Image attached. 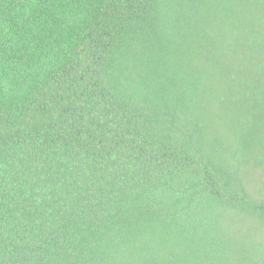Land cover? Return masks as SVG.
Returning a JSON list of instances; mask_svg holds the SVG:
<instances>
[{
    "label": "trees",
    "instance_id": "1",
    "mask_svg": "<svg viewBox=\"0 0 264 264\" xmlns=\"http://www.w3.org/2000/svg\"><path fill=\"white\" fill-rule=\"evenodd\" d=\"M0 264H264V0H0Z\"/></svg>",
    "mask_w": 264,
    "mask_h": 264
}]
</instances>
